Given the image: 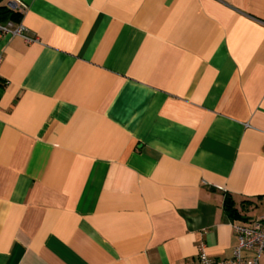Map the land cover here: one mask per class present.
<instances>
[{"label": "crops", "instance_id": "1", "mask_svg": "<svg viewBox=\"0 0 264 264\" xmlns=\"http://www.w3.org/2000/svg\"><path fill=\"white\" fill-rule=\"evenodd\" d=\"M7 22L34 42L0 37V264L229 261L264 227V0H0Z\"/></svg>", "mask_w": 264, "mask_h": 264}, {"label": "built area", "instance_id": "2", "mask_svg": "<svg viewBox=\"0 0 264 264\" xmlns=\"http://www.w3.org/2000/svg\"><path fill=\"white\" fill-rule=\"evenodd\" d=\"M8 8L12 11H23L14 2L9 3ZM6 34L22 37L29 43L34 42L33 39L27 37L26 29L21 24H13L12 22L0 24V37ZM234 232L237 237V246L231 260L214 261L208 258L200 248L196 264H260L259 256L264 253V227L261 221H254L251 226H234ZM242 252H252L254 256L245 260L241 257Z\"/></svg>", "mask_w": 264, "mask_h": 264}, {"label": "trees", "instance_id": "3", "mask_svg": "<svg viewBox=\"0 0 264 264\" xmlns=\"http://www.w3.org/2000/svg\"><path fill=\"white\" fill-rule=\"evenodd\" d=\"M8 13V12H6ZM9 14V13H8ZM15 15H11L10 18L13 19ZM224 208H225V211L229 213V215H233L235 214V210L233 209V202L231 201V199L229 198H226L225 201H224Z\"/></svg>", "mask_w": 264, "mask_h": 264}]
</instances>
